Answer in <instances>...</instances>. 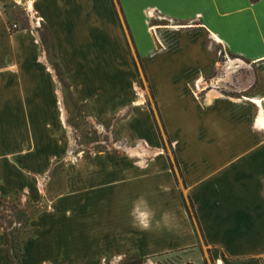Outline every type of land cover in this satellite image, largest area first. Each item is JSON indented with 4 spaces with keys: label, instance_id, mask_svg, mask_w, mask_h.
<instances>
[{
    "label": "crops",
    "instance_id": "0c3cea01",
    "mask_svg": "<svg viewBox=\"0 0 264 264\" xmlns=\"http://www.w3.org/2000/svg\"><path fill=\"white\" fill-rule=\"evenodd\" d=\"M7 1L0 196L17 194L33 207L20 264L201 251L216 264H264V0H21L50 35L70 101L94 125L114 119L109 135L119 142L63 163L56 191L48 179L64 155L63 92L34 32H7ZM219 51L246 68L238 95L222 93L216 74L206 88L200 83L216 72ZM4 247L0 230V264H10Z\"/></svg>",
    "mask_w": 264,
    "mask_h": 264
},
{
    "label": "rangeland",
    "instance_id": "374dc122",
    "mask_svg": "<svg viewBox=\"0 0 264 264\" xmlns=\"http://www.w3.org/2000/svg\"><path fill=\"white\" fill-rule=\"evenodd\" d=\"M1 10L6 18V24H7L6 30L8 33L17 30L30 29L34 32L37 39H38V35L45 36L44 35L45 32L43 30L44 25L40 23L38 24V22L31 17V13L27 9L25 1L8 0L6 4L3 6V8H1ZM12 25H14V27H12ZM41 52H42V58H45L46 64L54 73L52 68V62L55 61V59L51 58L49 53L43 50ZM215 59H216L217 70L215 72L212 69L211 71L212 76L208 75L200 78L201 79L200 83H202V87H205V85L210 84L209 82L210 79L214 77L216 74L217 76H219L220 82L218 83V85L222 87L223 89L222 93L238 95L239 92H241V87H242L241 85L246 82V77H245L246 68H238L236 67V65L237 66L242 65L243 62L238 61L236 58H231V57L229 58V60H226L228 58L225 54H223L222 51L216 53ZM224 63L227 64L224 65ZM55 77L58 82V85L62 89L63 101L66 109L65 111L67 113H66V117L63 120V124H60V132L63 136V142H64V155L60 160V162L59 160L55 161L56 163H54V166L52 168V173H53L51 174L52 177L48 179V181L51 180L52 186H54L53 187L54 189L52 191H56L57 187H59L60 169L63 163L71 162L72 160L77 158L78 155L81 154L85 158V156L88 154L87 153L88 150L101 151V150H105L106 148L118 147L119 144V142H117L114 137H111L109 135V126L112 120L114 121V119H111L110 122L102 126H100L99 124L94 125L88 122L86 116H84V114L82 113L81 107L77 106L76 104H73L70 101L65 86L62 85L60 79L56 75ZM139 81L142 89L146 91L145 84L141 76H139ZM193 92L197 93L198 91L193 90ZM145 95H146V102H148L150 107L152 108L151 100L147 92H145ZM156 126L159 130L158 132L163 142V148L166 152H168V147L165 144L166 138L162 134V130L159 127L158 123H156ZM11 198L13 200H11ZM9 199L13 203L17 202L19 206H23V208L26 211L30 209L29 205L22 204V202L20 201L21 199L17 194H15V196L13 194L12 196H10ZM39 206L37 205L34 208L36 209ZM5 224L6 223L4 222V225ZM24 230H26L25 227H17L15 228V232H13L12 230V232L15 234L14 238L16 239L17 246L19 247H20L19 242L26 238V232H24ZM200 255L201 256L198 257L196 253V255H193L192 257L191 256L187 257L186 254L182 252H172L169 254L154 256L149 260H143V264H216L209 258L207 252L205 253L201 251Z\"/></svg>",
    "mask_w": 264,
    "mask_h": 264
},
{
    "label": "trees",
    "instance_id": "16d2710c",
    "mask_svg": "<svg viewBox=\"0 0 264 264\" xmlns=\"http://www.w3.org/2000/svg\"><path fill=\"white\" fill-rule=\"evenodd\" d=\"M250 1L253 2L256 0H250ZM43 30L45 32V34H44L45 36L38 35L39 45L43 51L50 54L51 58H54V47L52 44V40L50 38L48 31L46 30V28L44 26H43ZM48 45H49V48H48ZM135 60H136L138 66L140 68V65H139L137 58ZM133 64H134V68H135V71L137 74V68L135 66V61H133ZM52 68H53L55 75L60 79V82L62 83V85L65 86V83L61 77V71H60L56 61L52 62ZM137 82L140 85L139 79H137ZM150 98H151V96H150ZM151 102L153 103L152 98H151ZM146 105H147L148 109L150 110V112L153 114L152 108L150 107L148 102H146ZM153 109L155 111L156 117L158 118L159 127L162 130V134L165 136L161 121L158 117V114L156 112V108L154 107V105H153ZM154 123L156 126V122H154ZM156 130H157V132L159 131L157 126H156ZM158 137L160 139V144L163 148V142H162V139L160 137L159 132H158ZM165 144L167 147H169V143H168L167 139H165ZM168 163H169V166H170L172 173H173V169H174L177 172V175L179 176L175 162L169 161ZM174 178H175V175H174ZM10 196H12V195H10ZM10 196H8V197H1L0 196V230L5 237L4 252H5L7 260L9 261L10 264H20L19 259L22 255V253H21L20 247L17 246L16 239L14 238L15 234L13 232H15V228H17V227H25L26 228V221H27V218H28V215L30 214V212H32L33 207H31L28 211H26L23 208V206H19V204H17V202L13 203L11 201L13 199L12 198H11V200L9 199ZM14 196H15V194H14ZM182 204H183L184 211L187 215V218L189 219L190 223L192 224L194 233L196 235H198L199 237H201V232H200L196 217L194 215L192 205H191L188 197H185V198L182 197ZM4 222L6 223L5 225H4ZM8 228H9V230H8ZM12 230H13V232H12ZM24 232H26V238L19 242L20 245H21V243L30 239V236L28 234V230L26 229V230H24ZM143 260L144 259H142V258H138L136 256H131V257H128L122 261L115 263V264H143Z\"/></svg>",
    "mask_w": 264,
    "mask_h": 264
},
{
    "label": "clouds",
    "instance_id": "9594fccd",
    "mask_svg": "<svg viewBox=\"0 0 264 264\" xmlns=\"http://www.w3.org/2000/svg\"><path fill=\"white\" fill-rule=\"evenodd\" d=\"M147 217L148 213L145 212H140L138 215V219L140 220V223L144 228H147L149 226Z\"/></svg>",
    "mask_w": 264,
    "mask_h": 264
},
{
    "label": "built area",
    "instance_id": "2783aa9c",
    "mask_svg": "<svg viewBox=\"0 0 264 264\" xmlns=\"http://www.w3.org/2000/svg\"><path fill=\"white\" fill-rule=\"evenodd\" d=\"M12 27H14V25H12Z\"/></svg>",
    "mask_w": 264,
    "mask_h": 264
}]
</instances>
